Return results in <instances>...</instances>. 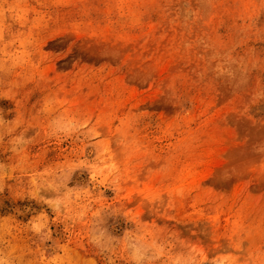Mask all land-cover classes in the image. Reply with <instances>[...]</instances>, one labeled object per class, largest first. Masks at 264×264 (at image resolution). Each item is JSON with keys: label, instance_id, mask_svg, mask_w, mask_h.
<instances>
[{"label": "rangeland", "instance_id": "374dc122", "mask_svg": "<svg viewBox=\"0 0 264 264\" xmlns=\"http://www.w3.org/2000/svg\"><path fill=\"white\" fill-rule=\"evenodd\" d=\"M0 264H264V0H0Z\"/></svg>", "mask_w": 264, "mask_h": 264}]
</instances>
